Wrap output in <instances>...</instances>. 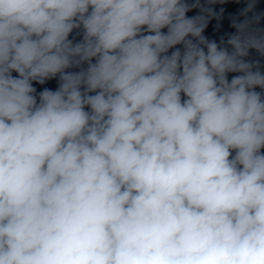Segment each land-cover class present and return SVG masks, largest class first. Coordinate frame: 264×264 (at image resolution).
Listing matches in <instances>:
<instances>
[{"label":"clouds","instance_id":"clouds-1","mask_svg":"<svg viewBox=\"0 0 264 264\" xmlns=\"http://www.w3.org/2000/svg\"><path fill=\"white\" fill-rule=\"evenodd\" d=\"M261 2L0 0V264H264Z\"/></svg>","mask_w":264,"mask_h":264},{"label":"water","instance_id":"water-1","mask_svg":"<svg viewBox=\"0 0 264 264\" xmlns=\"http://www.w3.org/2000/svg\"><path fill=\"white\" fill-rule=\"evenodd\" d=\"M229 12H235L238 8L243 7V5H227L226 6ZM261 10H264V0H262L261 4L259 5ZM190 14H194V13H190ZM215 21H212V23L209 25V28L206 30V34L209 35L211 38H216L218 37L220 34H222L223 32H231L234 31V29H231L229 27L228 21L224 20L223 21V27L222 29L217 32L214 31V25H215ZM253 55H255V53H253Z\"/></svg>","mask_w":264,"mask_h":264}]
</instances>
